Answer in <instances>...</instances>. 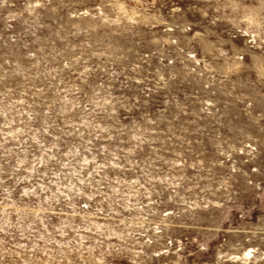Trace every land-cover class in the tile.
I'll return each instance as SVG.
<instances>
[{"label":"rangeland","instance_id":"obj_1","mask_svg":"<svg viewBox=\"0 0 264 264\" xmlns=\"http://www.w3.org/2000/svg\"><path fill=\"white\" fill-rule=\"evenodd\" d=\"M0 264H264V0H0Z\"/></svg>","mask_w":264,"mask_h":264}]
</instances>
